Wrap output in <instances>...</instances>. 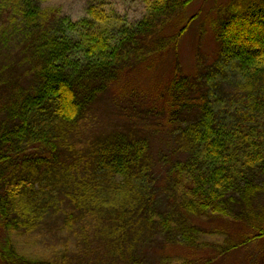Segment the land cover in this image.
<instances>
[{"label":"trees","instance_id":"obj_1","mask_svg":"<svg viewBox=\"0 0 264 264\" xmlns=\"http://www.w3.org/2000/svg\"><path fill=\"white\" fill-rule=\"evenodd\" d=\"M46 1L0 0V13H16L10 24L32 61L24 82L5 75L17 84L0 95L7 113L0 128L2 226L32 231L65 212L63 227L79 226L90 264H148L157 235L196 244L204 217L244 226L228 246L262 241L264 248V207L256 206L264 200V0H230L216 30L223 59L251 84L253 104L223 114L182 74L176 56L155 116L169 141L160 152L136 114L125 131L91 128L114 86L136 68H152L157 55L178 52L197 15L168 41L164 26L196 0H147L137 22L99 3L74 20L43 8ZM10 24L0 40L13 37ZM7 248L2 260L18 263Z\"/></svg>","mask_w":264,"mask_h":264},{"label":"rangeland","instance_id":"obj_2","mask_svg":"<svg viewBox=\"0 0 264 264\" xmlns=\"http://www.w3.org/2000/svg\"><path fill=\"white\" fill-rule=\"evenodd\" d=\"M229 2L230 0H196L189 8L168 19L163 34L166 41L189 18L197 15L181 37L176 54L172 48L157 55L151 62L152 68H136L124 83L114 86L104 96L91 129L100 133L119 128L125 131L127 122H131L130 114H136V119L141 118L147 134L152 135L157 151H168L167 131L158 124L161 117L155 116L161 108L160 96L167 77L173 71L176 56L182 74L194 81L199 92L205 91L212 103L223 108V114L236 112L237 107L252 105L249 96L252 93L251 84L245 82L234 64L224 60L216 35L218 23L226 14ZM94 3L104 5L129 22L140 21L148 12L147 0H49L41 4L43 8L57 9L61 15L77 20ZM6 10V13H0L1 34L10 24V18L16 14L13 10ZM9 26L13 37L8 34L1 36L0 40V88L17 84L14 80L4 81L5 75H12L18 82H24L32 63L25 50L26 46L24 47V36L16 33L13 25ZM9 37L12 40L4 44V38ZM8 65L13 66L9 72ZM5 89H0V95L6 94ZM6 121L7 113L3 109V101H0V128ZM256 206L264 207V200L261 199ZM65 215V212L49 215L37 229L26 232L7 230L0 221V264H7L1 255H9L8 244L19 261L14 264H24L23 260L46 264H90L86 258L92 257L83 253L84 247L79 245L82 239L78 234L79 226L76 224L71 229L63 227ZM197 221L201 231L196 244L185 245L178 243L179 239H174L172 235H157L150 246V252H147L150 258L148 264H264L262 241L246 246H228L246 233L241 224L224 217H204ZM91 264L97 263L93 260Z\"/></svg>","mask_w":264,"mask_h":264}]
</instances>
